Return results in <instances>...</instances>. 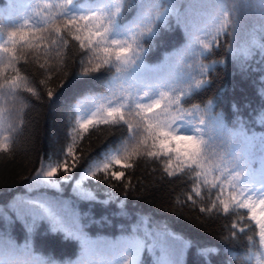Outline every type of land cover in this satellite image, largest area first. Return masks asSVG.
I'll use <instances>...</instances> for the list:
<instances>
[{
	"label": "trees",
	"instance_id": "obj_1",
	"mask_svg": "<svg viewBox=\"0 0 264 264\" xmlns=\"http://www.w3.org/2000/svg\"><path fill=\"white\" fill-rule=\"evenodd\" d=\"M14 2L32 22L27 35L9 43V53L0 50V237L18 245L20 258L28 264H122L126 242L146 237L149 243L128 264H264L260 225L251 219V205L264 191V0H238L240 8L234 0H76L73 10L85 13L121 5L110 32L120 44L101 41L91 48L87 31L69 30L61 15L65 0ZM7 3L0 0V11L7 13ZM37 22L48 30L47 39L32 29ZM8 31L7 22L0 23V36L7 39ZM129 46L117 60L116 50ZM11 81L20 87L8 94ZM155 100L162 107L149 113L147 105ZM109 107L120 109L115 121L106 116ZM177 107L185 115L173 130L182 135L200 128L195 134L206 142L198 181L180 172L174 158L166 171L167 157L147 155L159 151L148 123L157 117L171 123ZM89 118L93 123L80 129ZM129 124L139 129L136 135ZM118 153L121 163L108 175L122 171L120 180L87 176ZM65 160L77 165L67 180L62 170L51 180L36 176L42 166ZM225 166L240 173L235 191L252 197L249 207L233 202L227 179L220 181L222 194L212 188ZM80 188L95 199L82 196ZM23 199L70 205L90 241L87 249L71 215L54 227L42 222L29 234L25 221L9 211ZM162 236L167 251L150 243ZM201 249L214 251L201 257Z\"/></svg>",
	"mask_w": 264,
	"mask_h": 264
},
{
	"label": "snow or ice",
	"instance_id": "obj_2",
	"mask_svg": "<svg viewBox=\"0 0 264 264\" xmlns=\"http://www.w3.org/2000/svg\"><path fill=\"white\" fill-rule=\"evenodd\" d=\"M76 4V0H65V3L62 5L64 8V12L61 14L62 17L67 19V26L69 30L74 29L78 33L81 31H87V40L89 41V48L91 47H99L101 41H109L113 45H119L120 41L116 39H110V32L112 30L113 18L117 16L121 11V5L117 3L116 5H111L103 10H95L89 12H77L74 11V7ZM234 7L240 8L243 7L238 0H234ZM7 13L0 11V23L7 22L9 26V31L7 32V39H4L3 36H0V40H3V44H0V50L5 53H9L11 49L9 48V43L15 45L17 43V37H24L28 34L29 25H31L32 17L25 19L24 17L20 16L18 11L16 10V5L14 0H8L7 3ZM166 11H171L168 9ZM35 15H39L36 13ZM225 16L228 15L227 12L224 13ZM260 15L264 17V6L260 9ZM99 18V23H94ZM107 19V25L103 22L104 19ZM151 19V17H149ZM157 20L163 19V16L157 15ZM83 22V23H81ZM226 27V25L221 24V28ZM32 29L35 32H40L41 36L40 39H47L48 37L44 36V32L48 31L40 26L39 22L37 24L32 25ZM103 30V31H101ZM151 31V28L148 29ZM34 34V33H33ZM51 33L49 32V36ZM97 37L95 44L92 43V38ZM76 40H81V36L77 35L75 37ZM205 49L208 48V44L203 45ZM81 47H84V43L81 40ZM104 53H111L112 49L110 47H104L101 49ZM124 51H131V47L129 46L128 49L118 48L116 50V58L117 60L120 59L121 53ZM87 50L81 53V56H86ZM15 59V57H13ZM67 62L65 61V64ZM99 67V65H97ZM43 69V65H41ZM83 74V73H82ZM10 87L8 88V94H12L13 90H19V84L15 81L9 82ZM5 85H0V89H4ZM31 91V89H29ZM264 94V91H262ZM49 96H52L53 93L49 92ZM163 95V94H162ZM137 108L143 110L144 105L138 104L136 105ZM162 106L159 100L153 101L151 104L147 105V111L149 113L153 112L154 110L160 109ZM120 109L118 107H109L106 113L107 117L113 118L115 121V117L117 113H119ZM167 111V108L165 109ZM139 114V113H138ZM184 113L177 107V115L172 117V122L169 123L167 120H161L158 117L155 118V123L152 122L148 123L149 135L152 137L153 140V147L159 148V151H147V155L149 157H167L166 162V171L169 168H172L173 165V158L175 159L176 168L180 172H187L188 174H194V180H200L202 176V172L199 170L201 169L202 164L207 159L205 145L206 142L198 137L195 133H199L201 131L200 128H195L193 130L194 134H182L178 135L176 131L173 130L174 126L176 125L177 121H182L184 119ZM121 119L123 116L121 115ZM107 123L105 119L103 121ZM93 123V120L89 118L88 120L83 121L80 123L79 127L82 130H87L88 125ZM201 124L204 123L203 120L200 121ZM128 129L133 135H136L139 129H134L132 125H128ZM143 143V141H141ZM72 149L69 148L67 151V155H71ZM121 160L119 158V153L115 156H110L102 165H98L95 171L87 172V176L91 177L93 180L97 179V173H103L106 177V182H110L112 180H120L122 176H124V172L122 171H112L111 175H108V171L113 164L119 165ZM76 163H72L71 166L67 163V160L64 162L58 163L54 167L44 168L43 166L36 171V176H43L51 180L57 176L58 171L62 170L64 173V178L67 180L68 174L76 168ZM125 167H130V165H125ZM219 171V169H217ZM168 175L172 176L173 172L168 171ZM240 173L237 172H229L228 168L225 166L223 169V174L214 176V179L217 183L212 184V188L216 189L219 188L221 190V194L224 190V184L220 183L225 179L228 180L229 185L231 186V190L233 192L231 199L234 203L238 204L240 208H247L249 207L248 201L252 199L251 196H244V192L241 191L237 193L235 191V184L234 182L239 179ZM204 183H209L207 180V175L204 174ZM58 186V185H56ZM79 185H77L78 187ZM82 196H86L87 198L95 199L93 193L91 191H85L83 188L79 189ZM200 193L197 192L196 195ZM236 195H240L242 197L241 200L237 201L235 199ZM259 203H253L251 205L252 214L251 219L256 221L257 225H260V239L261 243H264V191L260 194ZM192 196L189 195L187 197L188 200H192ZM219 199V197H218ZM219 203L224 205V211H228V204L224 202L223 199H219ZM260 208L259 216L256 213V209ZM9 211H11L12 216H14L17 220H23L26 223L28 233L31 234L35 228L39 226L42 222H49V224L55 226L62 216L71 215L73 218V222L77 224V230L80 232V238L82 240V244L85 249H87L90 241L88 237L84 234L83 228L79 226V214L70 207L67 203L61 202H53V201H43L42 199H23L17 203H13L9 206ZM201 211H207V209H201ZM235 228V225H233ZM151 235V232H149ZM149 243L146 237L138 238L132 237L126 242V247L123 248V253L125 255L121 256L122 264H128V258L135 255L139 257L141 249L146 247V244ZM153 247H156L159 244L165 251H167V238L160 237L159 239H154L150 241ZM189 242H185L187 246ZM26 247V246H25ZM214 251V249H201L199 250V256L204 257L208 253ZM0 253H3L6 258L0 260V264H28V261L25 259H21L19 255V248L11 239L5 240L3 237H0ZM46 264H56L55 261L49 260Z\"/></svg>",
	"mask_w": 264,
	"mask_h": 264
}]
</instances>
